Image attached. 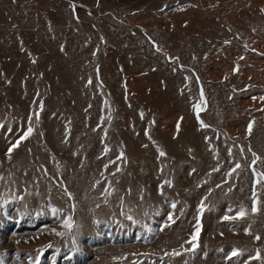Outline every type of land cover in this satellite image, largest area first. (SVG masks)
<instances>
[{
	"label": "rangeland",
	"instance_id": "obj_1",
	"mask_svg": "<svg viewBox=\"0 0 264 264\" xmlns=\"http://www.w3.org/2000/svg\"><path fill=\"white\" fill-rule=\"evenodd\" d=\"M262 174L264 0H0V264H264Z\"/></svg>",
	"mask_w": 264,
	"mask_h": 264
},
{
	"label": "snow or ice",
	"instance_id": "obj_2",
	"mask_svg": "<svg viewBox=\"0 0 264 264\" xmlns=\"http://www.w3.org/2000/svg\"><path fill=\"white\" fill-rule=\"evenodd\" d=\"M42 105H41V109H42ZM142 115V114H141ZM177 127H179V125H177ZM251 130V124L249 125V131ZM32 132H33V128L31 127V126H29L28 128H27V130H26V132L20 137V139L21 140H23V139H27L28 138V136H30L31 134H32ZM18 144H19V141H17V144L16 145H13L12 147H10L9 149H8V153L10 154L11 153V151H12V148L13 147H16V146H18ZM160 155H165V153H163V152H161L160 153ZM255 155V154H254ZM256 159H259L258 157H256ZM253 162H255V161H253ZM236 167L237 168H239L240 167V165L239 164H237L236 165ZM262 175H264V174H262ZM67 196H69V197H71V193L70 192H66L65 193ZM254 211H255V209H253ZM56 212V209H53V213H55ZM240 217H243L244 215H245V212H244V210L243 209H241V211L239 212V214H238ZM235 217H225V219L226 220H228V219H234ZM64 226L65 227H67V228H70L72 225H71V217H69L68 218V220H66L65 221V223H64ZM57 235H63V233H57ZM193 239H195V237H193ZM257 239H259V237H257ZM238 253L237 252H233L232 253V255L233 256H236ZM260 257H259V255L257 254V256L255 257V259H259Z\"/></svg>",
	"mask_w": 264,
	"mask_h": 264
}]
</instances>
